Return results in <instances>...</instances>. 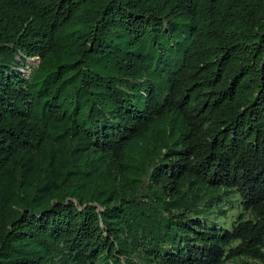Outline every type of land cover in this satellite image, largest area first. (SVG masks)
Returning a JSON list of instances; mask_svg holds the SVG:
<instances>
[{"label": "trees", "instance_id": "trees-1", "mask_svg": "<svg viewBox=\"0 0 264 264\" xmlns=\"http://www.w3.org/2000/svg\"><path fill=\"white\" fill-rule=\"evenodd\" d=\"M0 264H264V0H0Z\"/></svg>", "mask_w": 264, "mask_h": 264}, {"label": "rangeland", "instance_id": "rangeland-1", "mask_svg": "<svg viewBox=\"0 0 264 264\" xmlns=\"http://www.w3.org/2000/svg\"><path fill=\"white\" fill-rule=\"evenodd\" d=\"M37 62H38V60H29V61H28V63L30 64V66H32V65H36ZM27 69H28V70H27V72L25 73L26 75H28V74L31 72V68H30V67H28ZM19 70H20V69H19ZM239 212H240V211H238V209H236V211L231 210V211L228 213L227 217H224V218L221 217V218H219V219H218V223H219L220 225H225V227H226L227 229H231V228H232V222L236 219V216H238Z\"/></svg>", "mask_w": 264, "mask_h": 264}]
</instances>
